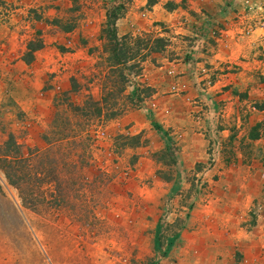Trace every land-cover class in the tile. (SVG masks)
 Listing matches in <instances>:
<instances>
[{"label": "crops", "instance_id": "obj_1", "mask_svg": "<svg viewBox=\"0 0 264 264\" xmlns=\"http://www.w3.org/2000/svg\"><path fill=\"white\" fill-rule=\"evenodd\" d=\"M17 1L20 9L15 6ZM185 3L182 18L187 29L178 33L173 13L169 15L165 9L158 14L165 22L157 21L180 46L150 53V63L139 66L144 67L139 82L152 90L150 107L125 110L110 120L111 136L126 134L136 138V146L126 151L149 165L154 163L150 154L172 147L175 151L172 150L171 163L183 164L186 172L194 164L205 165L211 148V156L220 161L219 169L223 164L228 169L235 166L237 173L232 175L225 169L211 171L216 175L211 191H200L201 202L188 210L187 216L184 214L186 225L177 233V240L187 245L203 244L202 250L194 252L197 258L213 259L216 264H260L264 259V206L256 219L248 213L253 203L264 199V108L251 109L264 104V39L255 38V31L250 35L242 33L249 17L241 12L240 0ZM9 4L13 10L10 13L4 8ZM89 7L88 13L80 14L74 10V0H0L2 142L19 132L22 138L7 139L16 145L23 142L37 146L36 133L45 128L55 108L64 105V99L55 91L48 89L40 94L41 87L59 85L67 97L65 104L79 106L85 94L97 99V88L93 87L100 82V69L104 76L120 67L109 63L114 42L109 43L103 33L105 12ZM27 9L28 14L32 10L45 13L49 24L45 19L31 20V14L25 16ZM195 20L198 30L192 28ZM63 22H71L69 29H61L59 24ZM112 27L118 44L130 33L131 25L123 16L115 18ZM212 29L216 35L211 42ZM170 50L171 59L164 56ZM200 67L213 71L214 92H168L172 86L192 85V70ZM16 118L22 122L14 124ZM257 126L263 136L258 134ZM180 174L171 177L174 180ZM183 252L193 254L186 249Z\"/></svg>", "mask_w": 264, "mask_h": 264}, {"label": "rangeland", "instance_id": "obj_2", "mask_svg": "<svg viewBox=\"0 0 264 264\" xmlns=\"http://www.w3.org/2000/svg\"><path fill=\"white\" fill-rule=\"evenodd\" d=\"M187 1L74 0V10L80 14L88 13L91 5L100 13L103 10L108 30L115 18L125 16L127 25H131L130 33L125 35L128 39L119 41L110 54L117 60H135L125 64L117 61L120 69L113 68L104 76V70L98 67L100 82L93 87L97 88V99L85 94L79 106L65 104L67 97L60 92L59 85L41 87L40 94L48 89L55 91L64 99V105L57 106L45 128L36 133L37 146L23 142L16 145L12 140L23 137L19 132L9 135L12 140L8 136L2 142L0 138V264H216L213 259L197 258L203 244L187 245L178 241L176 235L185 223L184 214L187 216V211L201 202L200 191H211L216 180L213 173L225 169V173L232 175L237 173L236 167L228 169L223 164L219 169L220 161L210 153H214L213 148L207 151L205 165L194 164L188 172L183 164L171 163L172 150L175 151L172 147L150 154L153 164L138 162L136 156L126 151L129 145L137 143L136 139L121 141L119 137H132L126 134L112 137L109 121L115 117L106 118L122 109L120 115L125 110L150 107L152 90L139 82L144 74V67L139 66L144 62L147 65L151 59L142 48L139 51L138 46L134 47L133 39L141 37L150 42L161 37L168 39V49L179 47L177 40L171 39L172 34L157 22L164 21L158 14L165 8L169 15L173 13L171 17L180 33L182 28L187 29L182 18ZM240 2L241 12L249 17L242 33L250 35L255 31V38L263 41L257 27L264 18V0ZM29 14L31 20L45 19L49 24L45 13L32 10ZM29 14L27 9L25 16ZM69 24L59 25L66 30ZM192 28L198 30L196 20ZM209 33L212 42L216 32L212 29ZM171 51L164 56L173 58ZM114 61L110 59L109 63L113 65ZM192 71V85L172 86L168 92H214L213 71L208 69L204 76L196 68ZM207 78L211 87L203 82ZM257 107L262 109L264 104L251 109ZM17 122L22 121L16 118L14 124ZM257 129L263 136L258 126ZM176 172L186 173L173 180L171 176ZM200 183L203 184L198 187ZM183 249L193 254L189 256Z\"/></svg>", "mask_w": 264, "mask_h": 264}, {"label": "trees", "instance_id": "obj_3", "mask_svg": "<svg viewBox=\"0 0 264 264\" xmlns=\"http://www.w3.org/2000/svg\"><path fill=\"white\" fill-rule=\"evenodd\" d=\"M149 4L150 5H153L154 4V2H152V1H149ZM166 9V8H165ZM108 24V23H107ZM110 26H111V28L108 30V29H105L104 31H103V33H104V35H105V38H106V40L109 42V43H112V42H114V44H112V48H111V50H112V52H113V48L115 49V47H116V45H117V43H116V41H115V34H114V30H113V27H112V23H110L109 24ZM141 36H145L144 34H142ZM129 38H131V37H129ZM141 37H136V38H134L133 40V45H134V47L136 48L137 46H138V48H136L137 50H139V51H141L140 50V48H142V50H144L145 51V54L147 53V54H150V53H162V52H164L165 51V49L169 46V41H168V39H165V38H161V37H156V38H154V39H152L150 42H149V40H145L144 41V39L143 40H141L140 39ZM125 39H128V36H123L121 39H120V41L122 40H125ZM117 54H119V53H117ZM111 59H113V60H116V62L114 61V63H116L117 64V61H121V63L122 62H124V64L127 62H129V61H131V60H126L125 58H122V59H120V60H117L114 56L112 57L111 56ZM132 60H133V58H132ZM117 68H119V67H117ZM120 69V68H119ZM119 73H121V72H119ZM121 74H123V73H121ZM122 76H124V75H122ZM148 89V88H147ZM151 92V91H150ZM257 108H259V107H257ZM121 112H123V109L121 110V111H117V112H115V113H113V114H110V115H108V117H106L108 120L109 119H111V118H114V117H117L118 115H120V113ZM98 113H99V110H98ZM257 137V134H255L254 136H253V138H256ZM119 139L122 141V140H124L125 142H126V140H128V141H134L136 138H134V137H129V138H126V137H119ZM131 144V143H130ZM136 142H135V144H133V145H129V146H136ZM9 182H10V180H9Z\"/></svg>", "mask_w": 264, "mask_h": 264}, {"label": "built area", "instance_id": "obj_4", "mask_svg": "<svg viewBox=\"0 0 264 264\" xmlns=\"http://www.w3.org/2000/svg\"><path fill=\"white\" fill-rule=\"evenodd\" d=\"M18 9L21 8V5H15ZM4 8L6 10H10V12H13L11 8V5H4ZM12 10V11H11ZM15 10V9H14ZM258 27L257 29L260 30L261 32V38H264V18H262L259 23H258ZM200 75L204 76L206 74V71H208L207 68L205 67H200V69H198ZM203 82L206 84L207 87H211L212 84H211V81L207 78V79H204ZM56 90L58 89L57 87L55 88ZM210 161V160H208ZM208 170V169H207ZM203 183H200V185H198V187H201ZM264 206V199H261L260 201H257L255 203H253L252 205V208L249 210V216L252 218V219H256L257 216L259 215V213L261 212L262 208ZM263 250H264V244H263ZM264 252V251H263ZM260 264H264V259L260 262Z\"/></svg>", "mask_w": 264, "mask_h": 264}]
</instances>
